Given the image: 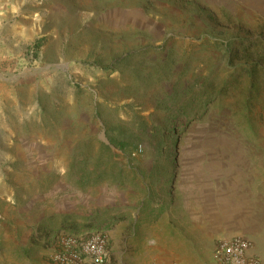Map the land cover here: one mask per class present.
<instances>
[{"label":"rangeland","instance_id":"rangeland-1","mask_svg":"<svg viewBox=\"0 0 264 264\" xmlns=\"http://www.w3.org/2000/svg\"><path fill=\"white\" fill-rule=\"evenodd\" d=\"M233 12L0 0V264L57 229H106L109 264L200 258L234 220L264 261V21Z\"/></svg>","mask_w":264,"mask_h":264},{"label":"built area","instance_id":"built-area-1","mask_svg":"<svg viewBox=\"0 0 264 264\" xmlns=\"http://www.w3.org/2000/svg\"><path fill=\"white\" fill-rule=\"evenodd\" d=\"M52 264H109V237L106 229L83 233L66 229L54 230L49 238ZM249 236L233 233L219 238L213 247L215 264H264ZM151 264H183L178 260L155 261Z\"/></svg>","mask_w":264,"mask_h":264},{"label":"crops","instance_id":"crops-1","mask_svg":"<svg viewBox=\"0 0 264 264\" xmlns=\"http://www.w3.org/2000/svg\"><path fill=\"white\" fill-rule=\"evenodd\" d=\"M204 4L208 6H229V9H231V14H233V9L238 7L244 6L246 8V12L249 14V17L247 20L255 21V19L263 20L264 21V0H203ZM233 8V9H232ZM40 27L44 28L43 34L47 33V30H53L54 26L51 25H38ZM49 27L50 29L45 30V28ZM240 224L238 221H229V223L222 224L220 223L218 230H216L215 236H217L216 241L223 237L228 236L235 233L242 234L243 232L240 231ZM243 235H246L243 233ZM247 236V235H246ZM215 241V243H216ZM214 243V245H215ZM212 245L209 252H207L204 257H196L194 259H191L190 257H182L176 253L172 254V256H177L178 259H172V260H178L182 262L183 264H215L214 256H213V247ZM27 249V248H26ZM254 249H256V246L254 245ZM28 250V249H27ZM52 247L49 239H46L40 246L36 247V249L33 252V256H35L38 261L36 263H31L28 261H22V262H9L7 264H52L50 255H51ZM171 256V255H168ZM162 257V261H164L167 257ZM156 258V257H155ZM155 258H152L151 260H154ZM159 260V261H160ZM157 260H154L155 262ZM168 261V260H165ZM263 261V259H262ZM150 261L147 259L146 264H148ZM264 262V261H263ZM109 263V262H108Z\"/></svg>","mask_w":264,"mask_h":264}]
</instances>
